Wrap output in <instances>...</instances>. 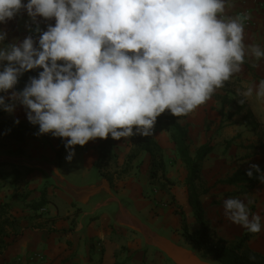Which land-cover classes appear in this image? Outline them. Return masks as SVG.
<instances>
[{
	"label": "clouds",
	"instance_id": "9594fccd",
	"mask_svg": "<svg viewBox=\"0 0 264 264\" xmlns=\"http://www.w3.org/2000/svg\"><path fill=\"white\" fill-rule=\"evenodd\" d=\"M22 9L39 36L0 46V110L23 106L36 135L64 138L69 162L76 145L96 138L153 136L166 110L187 116L242 71L246 55L264 58L259 45L245 44L240 18L221 15L225 0H0V25ZM38 17L55 24L44 31ZM6 38L0 29V45ZM34 69L43 70L14 90ZM254 92L264 98V79L238 89L239 103ZM254 172L264 184L259 165L246 175ZM223 208L232 223L261 232L262 217L241 199Z\"/></svg>",
	"mask_w": 264,
	"mask_h": 264
},
{
	"label": "crops",
	"instance_id": "0c3cea01",
	"mask_svg": "<svg viewBox=\"0 0 264 264\" xmlns=\"http://www.w3.org/2000/svg\"><path fill=\"white\" fill-rule=\"evenodd\" d=\"M263 3L264 0H225L224 13L221 14L225 18L239 17L244 24L245 44L259 45L262 49H264ZM244 14H248L249 21L245 20ZM37 19L46 29L49 24L53 26L55 24L54 18L48 20L38 17ZM33 25L26 11L22 9L7 24L0 25V29L7 32V38L0 46L6 47L12 43L22 42L29 36ZM261 79H264V58L257 59L246 55L242 71L235 73L229 81L225 82L224 87L214 92L220 97L212 96L197 110L181 117V123L189 131L192 157L201 146L209 144L212 147V152L202 162L200 183L201 200L210 218L212 238L233 243L248 232L229 221L224 215L223 201L228 198H239L247 204L250 214H258L262 217L261 232L254 233L247 246L252 251L264 255V184L260 183L245 193L241 191L242 185L218 184L230 178L236 171L250 168L251 164L259 165L264 172V147L262 146L264 98H257L254 92L245 100V105L259 124L256 129L253 130L246 125L245 114L236 113L238 106L242 105L239 100L243 98L237 94V89L253 88ZM231 88H234V91ZM221 97L226 99L222 101ZM234 100L239 105H232ZM13 114L17 120V108ZM32 138L25 139L21 143L15 141L17 143L15 149L21 148L24 151L23 154L10 153L14 149L0 152V159H2L0 172L8 175L5 179L0 178V204L9 203L14 197L18 198L19 203L8 210V216L15 219L22 227L18 236H15L11 229H6V233L11 237L13 234L15 239L12 243L7 242L10 245L0 256V264L15 263L20 257L25 258L34 254H41L44 259L34 263L21 261V264H172L163 253L146 247L139 234L113 222L109 200L97 196L87 204L80 203L50 180V169H55V166L57 178L62 185L66 182L81 188L97 182L102 176L106 178L104 169L100 171L96 166L100 159L98 146L102 138L89 141L84 146H75L73 167L77 172L84 167L88 173L95 172V178L98 179L92 183L91 181L75 183L64 175L62 167L65 165L67 151H64L59 160L57 140L48 141L43 135ZM153 138L161 149L171 151V156L166 158L174 167H166L167 178L175 185H167L162 190L156 189L151 199L142 196L144 186H122L118 193L113 187L112 189L123 200H125L124 197L134 200L139 210L134 209L136 214L155 229L168 230L174 236H180L187 222L190 233L196 232L200 228L198 223L189 225L192 214L185 185L187 170L183 171V163L164 127H154ZM143 153L140 157L146 159L142 167L144 175L145 171L151 167V159ZM8 155L23 156L24 159L41 162L40 165L43 167L9 163L6 158ZM13 168L20 171L17 178L16 175L11 174ZM124 180L125 184L132 182V180ZM44 192L47 199L44 208L35 211L27 207L29 204L39 202ZM61 201L64 204L63 209L59 206ZM248 201L251 203L249 204ZM43 209L44 212H42ZM175 209L183 214V217L174 212ZM154 211L157 213L154 214ZM151 249L156 252H151Z\"/></svg>",
	"mask_w": 264,
	"mask_h": 264
},
{
	"label": "trees",
	"instance_id": "16d2710c",
	"mask_svg": "<svg viewBox=\"0 0 264 264\" xmlns=\"http://www.w3.org/2000/svg\"><path fill=\"white\" fill-rule=\"evenodd\" d=\"M42 70L43 69H34L25 72L19 78L18 84L15 86L14 90H22L29 81V77L38 76L39 71ZM11 91L13 90H9V94ZM212 96L216 98L220 97L215 93ZM225 99V97H221L222 101ZM241 110L242 109L239 107L236 113H240ZM5 114V111L0 110V132L2 130H6V126L4 124L7 123L4 121ZM245 121L248 127H251L253 130L256 129L258 124L250 110H248L245 116ZM157 126L164 127L166 132L169 133L170 139L175 146L176 153L187 170L185 185L188 193V203L200 228L198 231L190 233L188 227L184 225L183 237L185 240L188 241L199 252V254H202V258H209L212 261L218 262L220 264H264V255L252 251L247 246L248 241L251 239L254 233L247 232L240 240L234 243H228L223 240H217L215 242L212 241L210 218L202 203L200 192L202 162L212 152V147L209 144H205L201 146L197 150L195 156L192 157L190 154V136L187 127L181 123V117L177 118L173 116L168 110H166L157 118L155 127ZM7 129H9L10 135L13 137L14 141L21 143L25 141L27 136L36 135L39 126H34L31 123H14V125ZM43 136L48 141H50L52 138L57 140L59 145L57 157L59 160H61L64 151H66L64 146V138L53 137L51 134H44ZM131 139L133 140L135 147V152L132 154V158L137 157L141 152L149 153L152 158L151 176L155 177V174L161 165L162 168L164 167V163L161 160L163 159V156L161 154L159 144L153 138V136H134L131 137ZM115 141L116 140L112 139L111 136L106 139H101L98 146L100 159L96 163V166L100 171H103V161L112 155V148ZM10 153L19 155L23 154L24 151L21 148H18L17 150L10 151ZM158 155H160V162L157 161ZM247 170H249V168L245 170H238L230 178L220 181L218 184L231 186L242 185L243 189L241 191L245 193L249 189H253L261 183L258 179V173L254 172L253 177L249 178L246 175ZM261 172H263V169H261ZM11 174L16 175L15 177L17 178L18 175H20V171L16 168H13ZM7 177L8 175L0 172V178L5 179ZM18 201V198L14 197L9 203L0 204V256L4 254V251L10 245L6 242V238L10 236L8 233H6V229H11L15 236H18L21 233L22 227L20 224L15 219H12L10 216H8V210L15 206L16 203H19ZM46 203L47 199L45 198L44 192L39 202L29 204L27 207L38 211L44 208Z\"/></svg>",
	"mask_w": 264,
	"mask_h": 264
},
{
	"label": "rangeland",
	"instance_id": "374dc122",
	"mask_svg": "<svg viewBox=\"0 0 264 264\" xmlns=\"http://www.w3.org/2000/svg\"><path fill=\"white\" fill-rule=\"evenodd\" d=\"M231 90L234 91V88H231ZM238 90V89H237ZM240 91L244 90L242 87L239 88ZM233 103H231L232 105H239L236 103V100L232 101ZM241 108V113L240 114H247L248 112V106L245 105V103H243L241 106H238V108ZM18 109V119L19 123H30L29 121L26 122L27 120L26 118V110L23 106L18 105L16 107ZM22 120H26V121H22ZM4 121H6L7 123H4L6 126V130H2L0 132V152H4L7 151L9 149L11 150H17V148L15 149V147L17 146V143H15L13 137H11L9 129L12 125H14L15 121H16V117L15 115L9 114L6 112V115L4 117ZM258 124V123H257ZM259 126V124L257 125ZM38 136V135H37ZM32 137H36V135H29L26 137V140H30L33 139ZM55 138L51 139V142H55ZM95 140H99V138H96ZM93 140H91L92 142ZM264 142V141H263ZM262 142V146L264 147V143ZM161 149V148H160ZM135 152V147L133 144V140L130 138L125 139V138H121L120 140H116L114 142L113 148H112V155L110 157H107L103 163V169H104V174L106 176V178L108 179V181L110 182V184L112 185V187L115 189V192L118 193L121 191V187H126L128 186H144L145 190L141 193L142 196L146 199H151L152 197H154V192H156L155 190H162L165 186L167 185H175V183H173L172 181H170V179L167 178V168L170 167H174V165H170V161L169 159H167L166 157L171 156L169 150L164 151L163 149H161V154H162V162L164 163V167H161L158 169V171L155 174V177H152L151 174V167L148 171H145V174L143 175V164H144V160L146 161V159L144 157H140L139 153L137 157L132 158V154ZM145 156H147L149 159H151L152 162V158L151 155L149 153H143ZM158 162H160V155H158ZM165 161V162H164ZM172 161H174L173 157H172ZM65 165H63L62 167V172L64 173V175L70 179L72 182L75 183H87L88 181L94 182L97 179L95 178L96 175L95 172L92 173H88L86 170H84V168H82L81 171H76L74 169V162H69L65 159ZM151 166V165H150ZM167 167V168H166ZM182 169L183 171L186 169L185 165L182 164ZM94 175V176H93ZM132 180V182L130 184H125V180ZM134 187V188H135ZM125 200L121 199L122 202L127 205L130 209H136L138 210L135 201L132 199H128L126 197H124ZM59 206L63 209L64 204L62 203V201L59 203ZM132 210V211H133ZM139 211V210H138ZM174 212L178 213L179 215H182L181 217H183V214H181L178 210H174ZM191 212V217H192V221H189V225L191 226L192 224H197L192 210L190 209ZM136 213V212H135ZM142 215H144L146 217L145 214H143L142 212H140ZM157 211H154V214H156ZM147 218V217H146ZM183 220V219H182ZM192 222V223H191ZM149 223V222H147ZM188 227L187 222L184 224ZM184 229V226L183 228ZM159 231V230H158ZM183 231V230H182ZM161 234L167 236L168 238H170L172 241H174L175 243L184 246V247H193L188 241L185 240V238L183 237V234L178 236V235H173L170 231L168 230H164V229H160L159 231ZM134 234V233H133ZM138 238H141L139 235ZM212 236V234H211ZM11 237V236H9ZM8 237V238H9ZM6 239V242H11L14 241L15 236L12 234V237L9 239ZM212 241L215 242L217 240H214L212 238ZM234 243V242H233ZM151 252H156L155 250H150ZM202 254H200L201 256ZM31 256H27L25 258L20 257L19 259H17V261H15V263H11V264H21V261L25 263V261L27 263L28 259ZM212 261L211 259H207ZM23 264V263H22Z\"/></svg>",
	"mask_w": 264,
	"mask_h": 264
},
{
	"label": "water",
	"instance_id": "95a60500",
	"mask_svg": "<svg viewBox=\"0 0 264 264\" xmlns=\"http://www.w3.org/2000/svg\"><path fill=\"white\" fill-rule=\"evenodd\" d=\"M6 158L9 163H24L28 167H43L40 165L41 162L30 161L24 159L23 156L8 155ZM0 162H2V159H0ZM49 178L54 184L67 191L80 203L87 204L92 198L97 196H102L105 200H109L113 222L120 227L139 234L146 247L154 248L163 253L172 264H220L202 258L194 247L181 246L161 234L150 223H147L146 220L138 216L133 209H130L122 202V198L113 191L107 178L102 176L97 182L81 188H77L66 182L62 185L57 178L56 166L55 169H50Z\"/></svg>",
	"mask_w": 264,
	"mask_h": 264
},
{
	"label": "built area",
	"instance_id": "2783aa9c",
	"mask_svg": "<svg viewBox=\"0 0 264 264\" xmlns=\"http://www.w3.org/2000/svg\"><path fill=\"white\" fill-rule=\"evenodd\" d=\"M262 8L264 9V3L262 4ZM244 18H245V20L249 21L248 14H244ZM36 26L37 25L34 24L31 28V30L29 31V35H32L34 40H38V36H39V33H35ZM39 26L42 30H44V31L47 30L46 27L42 23H39ZM44 211L45 210L43 209L42 212H44ZM43 259H44V257L41 254H34L31 257H29L28 262L34 263L36 261H42Z\"/></svg>",
	"mask_w": 264,
	"mask_h": 264
}]
</instances>
